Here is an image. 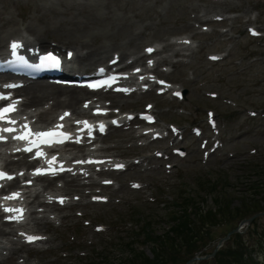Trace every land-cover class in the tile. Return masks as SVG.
<instances>
[{"label": "rangeland", "instance_id": "374dc122", "mask_svg": "<svg viewBox=\"0 0 264 264\" xmlns=\"http://www.w3.org/2000/svg\"><path fill=\"white\" fill-rule=\"evenodd\" d=\"M215 13L224 18L220 22L199 21L211 19ZM72 15L87 18L88 22L92 17L94 26L107 27L111 42H126L138 34V51L144 45L190 37L188 50L178 49L176 55L171 50L160 53L173 62L172 66L169 61L160 63L159 68L168 67L170 72L162 75L185 90L181 101L150 93L119 107L140 111L144 103H153L159 126L166 128L173 123L183 131L180 141L179 136L173 139L179 141L175 146L184 147L187 153L184 157L171 154L172 139L149 142L145 136L146 144L140 145L142 140L132 138L130 132L114 129L101 138L99 146L117 158L123 156L129 162L139 159V163L125 172L103 176L115 181L109 187L92 189L91 194L101 189L107 202L90 203L88 194L80 196V206L59 207L54 214L67 217L39 229L52 238L42 245L43 251L22 248L0 264H121L131 248L151 256V244L140 236L142 227L150 223L156 233L166 231L176 199L190 195L200 209L206 210L214 207V195L223 194L233 208L240 206L245 197H252V184L264 185V0H0V29L11 27L21 33L26 20H38L49 24L47 40L51 44L62 40L58 21ZM203 25L207 32H201ZM249 25L262 36L250 37L246 29ZM68 47L67 43L61 44L62 52ZM213 53L222 58L209 60ZM97 63L80 65L79 70L91 69ZM210 92L216 97L209 96ZM206 110H212L216 119L214 131H207ZM194 125L203 129L204 136L216 135L221 146L203 155L199 139L190 134ZM155 150L165 158L156 159ZM133 181L142 188L131 189ZM212 183L214 189L209 185ZM257 218L258 225L264 226V214L254 217L238 232L243 240H247V231ZM96 225L103 229L95 231ZM233 228L222 223L213 226L216 237L196 252L201 256L210 254L216 241ZM235 234H229L217 250L235 243L231 240ZM21 255H28L22 263ZM214 255L192 264L211 263ZM260 258L264 260V250Z\"/></svg>", "mask_w": 264, "mask_h": 264}, {"label": "bare ground", "instance_id": "6f19581e", "mask_svg": "<svg viewBox=\"0 0 264 264\" xmlns=\"http://www.w3.org/2000/svg\"><path fill=\"white\" fill-rule=\"evenodd\" d=\"M93 7H97V4L92 3ZM210 6L212 3H208ZM214 15H220L218 13H215ZM26 20V19H25ZM92 22H88L87 18L85 19H76L75 16H69L66 20H60L58 21L57 27L60 28L61 34H62V40L61 41H55L54 44H51L47 37L49 35V24L48 23H41L38 20H26L24 24V31L31 36V39L24 38V42L27 43L29 47H35L40 49L41 46H45L46 49L44 50H52L56 52H62L61 51V44L67 43L69 47L65 49L62 54L64 55L66 50H70L72 52V57L68 63H70L71 67H74L77 69L80 65L88 66L92 63L104 61L103 59L107 54H109L112 50L115 48V52L117 53V57L119 59H125V58H131L133 57V62L140 63L134 65L133 67H130V69L134 67H139L144 64V60L147 57V55L143 52H139L137 49V46L140 42L141 36L134 35L133 37H130L126 42L117 43V42H111L109 37V31H107V27L104 26H94L93 18L91 17ZM63 23L69 24L68 27H64ZM65 28V29H64ZM109 30V29H108ZM23 36L18 34V30L16 28H7V29H0V53L3 52V46L7 44L8 40L10 38H22ZM188 37H179V39L173 41H163V43L160 45L159 51L153 52L150 54V57H153L157 55L159 52L165 51V50H171L173 53H177L178 50L175 48L176 46H180V49L183 51L184 49H187L190 47L187 45V39ZM58 44V45H57ZM128 44L130 45L127 49ZM156 44V43H155ZM153 44L144 45L145 46H152ZM43 50V51H44ZM127 56V57H125ZM111 58V57H110ZM149 58V56H148ZM155 60V59H154ZM132 61L130 63H132ZM156 62L163 63L168 62L167 56H160L156 58ZM170 65L173 62H168ZM172 66V65H171ZM140 67V68H141ZM143 68V67H142ZM141 68V69H142ZM144 69V68H143ZM142 69V70H143ZM151 72L159 73V71L154 67ZM177 89V88H176ZM145 93H142L139 96L130 95L128 97H125L122 94H115L112 92H103V91H96L95 93L89 90H86L85 88H78L74 86H60V85H54V84H48L43 81H32L26 83L23 87H20L15 90L16 96H22L23 100L21 105L22 106H28L33 107V111H37L36 114V122L43 123L41 126H47L50 125L52 122V117L54 112L57 108L61 107L63 110L64 108L70 109L71 113L73 115H90V111H92L95 108H105L107 107L105 103L102 104H94L92 105L88 110H86L88 107L83 104L84 100H88L94 95H100L99 97H103L104 100H108L110 104L122 106L127 103H133L142 96H144ZM99 100L97 98L96 102ZM103 100V101H104ZM44 103H47L48 106L41 107L40 105H43ZM34 115H30V118H32ZM72 119H75L74 117ZM35 122V121H34ZM155 132L154 130L151 131V133ZM138 137V135H134L133 133H130V135ZM144 135L143 133L139 134ZM151 135V134H150ZM79 150L81 148L78 147ZM97 150V149H96ZM94 150V151H96ZM93 157H109V155H95ZM147 158V156H145ZM24 161V159H22ZM116 162H119L117 160L113 161L110 165L116 164ZM133 164V163H131ZM130 163H127L128 166L131 165ZM106 166V164L104 165ZM11 171H13V167H9ZM87 171V170H85ZM106 176L109 173H120V172H114L111 170H105L102 171ZM78 173L75 176H69L66 177L65 174L61 175V178L63 180V184L60 187L53 186L55 183L56 178L50 176V177H38L37 180L40 182H43L44 188L53 186L55 192L54 194H51V196L55 197L58 195H68L71 194V197L69 199L68 205H77L79 206L80 203L73 202V195L77 194L78 192L82 197L87 196L89 194V191H86V189H91L92 186L90 185H100V180L98 179H90V180H83L84 178ZM107 177L103 178L106 179ZM110 179V178H109ZM25 180V179H24ZM99 181V183H98ZM13 184L15 183V180L11 181ZM41 186V185H40ZM42 187V186H41ZM100 188H106L109 186H99ZM44 190H37L34 189L31 194L28 195V199L25 201L20 200L21 204H24L25 207L28 210V214H30V218L32 221V224L30 226L26 225V232L27 234L22 237V234H17L18 230L13 229L14 227H11L10 223H5L4 221L1 223V225H7L10 229L8 231H4L2 226H0V262H2L6 256L10 255L13 256L16 254L20 249L24 246V241L30 236H35L40 234L39 229H44L42 227H45V223L51 222L53 220L58 221L61 219H65L67 217L65 214L63 215H54L53 217H50L47 213H53L55 210H58L59 207L55 202H48L44 196L43 193ZM33 197L32 200H29V197ZM17 200H19L17 198ZM42 207V209L38 208ZM40 213V214H39ZM38 214V215H37ZM24 227V225H23ZM41 235V234H40ZM36 237V236H35ZM52 241L51 237L44 236L41 241H39L42 244H46L48 242ZM25 260V256H20V263H22Z\"/></svg>", "mask_w": 264, "mask_h": 264}, {"label": "trees", "instance_id": "16d2710c", "mask_svg": "<svg viewBox=\"0 0 264 264\" xmlns=\"http://www.w3.org/2000/svg\"><path fill=\"white\" fill-rule=\"evenodd\" d=\"M260 171V170H259ZM260 175V174H259ZM211 189L215 185L209 184ZM252 197H245L240 206L230 207V202L223 194L214 195V207L202 210L190 195L174 199V211L170 210L169 226L163 233H156L150 223L142 227L141 237L150 243L151 256L144 252L129 249L127 257L121 264H184L199 247L214 240L216 235L212 227L222 223L231 224L232 228L244 217L264 210V185L252 184ZM257 186V187H256ZM249 196V195H248ZM254 219L247 231V240L241 234L232 235L235 243H227L217 250L211 263L205 264H264L260 258L264 250V226L258 225ZM132 246V243L129 244ZM205 254V253H204ZM263 260V261H262Z\"/></svg>", "mask_w": 264, "mask_h": 264}, {"label": "snow or ice", "instance_id": "6c2138e0", "mask_svg": "<svg viewBox=\"0 0 264 264\" xmlns=\"http://www.w3.org/2000/svg\"><path fill=\"white\" fill-rule=\"evenodd\" d=\"M253 34H255V33H253ZM11 47L13 48V50H15L17 47H19V45L16 44V43H13L11 45ZM147 51L151 53L153 50L152 49H147ZM71 55H72V53H68V56L69 57H71ZM43 61L48 62L49 63V66H51L53 68H57L60 65V60L55 55H53L51 53H49L47 56L43 57ZM137 71H139V70H137ZM89 86L90 87H96V85H89ZM0 99H3V97H0ZM14 110H15V105H10L8 108L0 109V120H4L5 115L7 113L11 112V111H14ZM65 115H69V114L66 113ZM61 119H63V117ZM8 123H14V121H8ZM58 127H63V126L62 125H59ZM0 131L6 132V133H11V132H15L16 130L13 129V128H3V129H0ZM30 135H35L38 138H41V137H51L52 140H55L56 142H62L63 138L67 137V134H65V133H58V132H55V131L43 132V133H32L29 130L27 132V134H22L20 136H15L13 138L14 139L26 140V139H28V137ZM2 139H4V137L0 136V140H2ZM52 140L45 139V140H42L41 142H43V143H51ZM25 150L26 151H31L30 148L29 149H25ZM116 167L122 168L123 165H117ZM36 174H43V170L37 169L36 170ZM3 178H9V179H11V177H7L6 176V173L0 172V179H3ZM106 183H109V182L106 181ZM134 187H136V185H134ZM15 195H18V194H14V196ZM62 202H63V200H61V203ZM5 211H13V210L5 209ZM16 211H19V210H16ZM14 218L15 217H13V219ZM38 239H41V238L40 237H35V236L28 237L29 242H34V241H36Z\"/></svg>", "mask_w": 264, "mask_h": 264}, {"label": "water", "instance_id": "95a60500", "mask_svg": "<svg viewBox=\"0 0 264 264\" xmlns=\"http://www.w3.org/2000/svg\"><path fill=\"white\" fill-rule=\"evenodd\" d=\"M260 214H264V211H258L256 213H253L249 217L241 219L235 228L231 229V231H229L223 238H220L218 241H216V243H215L216 246L210 254H205L204 256H201V255H199V252H196V253H194L193 256H191L189 259H187V261L184 264H192L193 262H195L197 260L205 259V258H209V257L213 256L215 254V252L217 251V248L219 247V245L229 237V234L240 232V228L242 225H247L254 217H257Z\"/></svg>", "mask_w": 264, "mask_h": 264}]
</instances>
